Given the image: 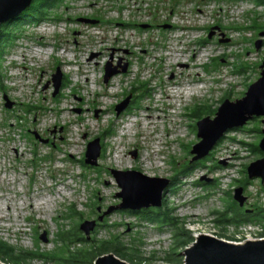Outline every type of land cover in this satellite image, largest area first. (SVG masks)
<instances>
[{"label": "rangeland", "instance_id": "obj_1", "mask_svg": "<svg viewBox=\"0 0 264 264\" xmlns=\"http://www.w3.org/2000/svg\"><path fill=\"white\" fill-rule=\"evenodd\" d=\"M13 21L0 25V239L41 254L29 264H95L110 250H100V241L117 243L126 257L113 253L129 264H168V257L182 264L200 234L234 243L263 235L264 182L246 169L264 156V116L228 129L200 159L191 161L190 151L199 141L197 121L213 118L225 98L243 97L260 76L264 5L59 0L39 22ZM119 58L126 71L104 83L106 62ZM57 68L61 85L53 95ZM129 95L117 115L115 105ZM95 137L101 151L88 165L86 145ZM111 168L168 178L161 206L149 208L163 206L174 223L148 219L143 209L110 211L120 202ZM239 187L242 205L233 198ZM234 210L252 220L231 223ZM84 220L96 224L88 238L79 229ZM74 228L82 241L58 239ZM179 231L192 242L180 247Z\"/></svg>", "mask_w": 264, "mask_h": 264}, {"label": "water", "instance_id": "obj_2", "mask_svg": "<svg viewBox=\"0 0 264 264\" xmlns=\"http://www.w3.org/2000/svg\"><path fill=\"white\" fill-rule=\"evenodd\" d=\"M32 0H0V25L18 16L23 10L30 6ZM78 21L83 23H96L97 19L79 17ZM146 27V24H142ZM170 27V25H162ZM213 28L219 29L218 26ZM211 29L208 37H211L215 31ZM264 36V30L259 33ZM220 41H225L220 39ZM262 42L260 38L255 45L259 46ZM97 54L92 53L90 59ZM112 59V56L110 57ZM127 62L121 63V58L116 64L108 60L104 66L103 81L108 80L120 72H125ZM61 71L57 68L53 74L55 95L61 85ZM131 95L121 100L115 105L116 114L118 115L124 110L129 102ZM7 100V97H4ZM11 102L7 101L6 106L10 107ZM79 111V109H77ZM255 116H264V60L260 64V76L252 82L243 97L229 100L225 98L217 107L214 117L209 116L200 118L197 123L196 142L191 153L194 155L191 161L200 159L208 154L209 150L221 138V136L233 127L242 126L247 120ZM263 137L261 138L258 148L264 153V127L261 129ZM36 137H39L34 132ZM46 142V140H42ZM101 144L100 139L95 137L87 142L84 154V163L88 165H96L97 158L100 155ZM135 156V152H131ZM120 190L117 197L120 202L110 207L113 209H128L130 211H138L149 207H160L161 196L165 187L169 184L168 178L159 176H148L138 170H119L110 169ZM248 178L259 177L264 182V156L252 161L246 169ZM242 188L235 189L233 198L242 205L245 197L241 195ZM94 220H84L79 224V229L84 232L86 238L94 229ZM41 238L44 240L43 236ZM184 259L182 264H264V238L256 240H246L242 243H234L222 238H217L209 234H200L192 242V245L184 250ZM0 264H5L0 262ZM95 264H129L125 260L117 257L113 253H105L96 258Z\"/></svg>", "mask_w": 264, "mask_h": 264}, {"label": "trees", "instance_id": "obj_3", "mask_svg": "<svg viewBox=\"0 0 264 264\" xmlns=\"http://www.w3.org/2000/svg\"><path fill=\"white\" fill-rule=\"evenodd\" d=\"M57 1H59V0H32L30 6L27 7V9L23 13H21V15L16 16L14 18V21L20 19V20H26L28 22H32V21L33 22H39L40 19L47 13L48 7L50 5H53ZM251 1L258 3V4H261V5H264V0H251ZM2 36H4L3 33H2ZM5 36H6V40H8L10 37V36L8 37L7 35H5ZM143 210H144V214L149 216L148 219H152V220L155 219L157 221L162 220L165 222L174 223V220L171 221L170 219H166L165 210H163V206L161 208H157V209L148 208V209H143ZM262 212L258 213V215L264 219V210H262ZM243 216H245V214ZM248 216H249V218L242 219L243 218L242 215L238 211L236 212V210H234V213L232 214V218H231L230 222L234 223L235 225H238L240 223L252 220L250 218V215H248ZM76 230L77 229L74 228V229L69 230V231H61L58 234V239L61 241H64V242L68 241V243L75 241V239H78V241H82L83 238H81L79 236L77 237L75 235ZM179 235H182V232L180 233V231H179V233L175 234V236H179ZM261 236L264 237V232H263V235H261ZM73 237H76V238L74 239ZM178 240H177L178 241L177 243L181 247V246H187L189 243L192 242L193 238L190 236L189 232H186V234L182 235V237L178 238ZM99 247H100V250L110 249L108 251L109 253L115 252V254L118 253L121 256L126 257V254H124L121 251V247L119 245H117V243L112 244V243H109L106 241H100ZM105 252L106 251H102L101 253H99V255L105 254ZM37 256L41 257V254H36L35 252H31V251L17 250L13 246L8 244L6 241L0 239V258L4 261H7L10 264H29L27 262V260L32 259V258L37 257ZM79 260L80 259L74 257L70 261L78 262ZM166 262L168 264H181L182 259L181 258H174V259L172 258L171 259L168 257L166 259Z\"/></svg>", "mask_w": 264, "mask_h": 264}, {"label": "bare ground", "instance_id": "obj_4", "mask_svg": "<svg viewBox=\"0 0 264 264\" xmlns=\"http://www.w3.org/2000/svg\"><path fill=\"white\" fill-rule=\"evenodd\" d=\"M35 52H36V51H35ZM35 52H34V53H35ZM47 52H48V51H47ZM47 52H46V53H47ZM36 53H37V55H39V54H40V52H39V51H37ZM177 56H178V55H177V54H175V55L173 56V58H174V59H176V58H177ZM186 94H187V93H186ZM148 113H149V112H148ZM155 116H156V115H155ZM147 118H148V119H149V118H150V119H152L153 117H152L151 115H149V114H148V115H147ZM162 193H163V192H162ZM44 203H45V202H44ZM0 262H1V261H0Z\"/></svg>", "mask_w": 264, "mask_h": 264}, {"label": "built area", "instance_id": "obj_5", "mask_svg": "<svg viewBox=\"0 0 264 264\" xmlns=\"http://www.w3.org/2000/svg\"><path fill=\"white\" fill-rule=\"evenodd\" d=\"M249 226H250V225H249ZM251 229H253V227H250V228H249V231H250ZM243 231H247V230L238 231V232H236L235 234L243 233ZM262 238H264V237L260 236V238H257V239H262ZM249 240H256V239H249ZM235 243H236V242H235ZM238 243H242V242H238Z\"/></svg>", "mask_w": 264, "mask_h": 264}]
</instances>
